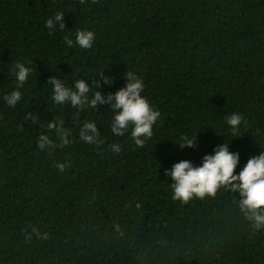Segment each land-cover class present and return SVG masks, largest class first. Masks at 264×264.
Instances as JSON below:
<instances>
[{
  "label": "trees",
  "instance_id": "1",
  "mask_svg": "<svg viewBox=\"0 0 264 264\" xmlns=\"http://www.w3.org/2000/svg\"><path fill=\"white\" fill-rule=\"evenodd\" d=\"M56 12L65 28L53 19L50 32ZM78 30L94 31L91 49L75 44ZM18 62L33 71L10 107ZM127 71L161 113L143 147L131 125L112 134L109 104L81 111L51 99L50 77L73 89L83 79L107 96ZM233 113L248 120L236 137ZM60 119L72 143L39 149L41 134L59 144L47 125ZM86 121L104 143L80 139ZM193 135L197 146L182 149ZM224 142L240 154L237 174L264 150V0H0V264H264V227L245 218L239 192L173 199L165 170L199 166Z\"/></svg>",
  "mask_w": 264,
  "mask_h": 264
},
{
  "label": "clouds",
  "instance_id": "2",
  "mask_svg": "<svg viewBox=\"0 0 264 264\" xmlns=\"http://www.w3.org/2000/svg\"><path fill=\"white\" fill-rule=\"evenodd\" d=\"M96 0H92L95 3ZM85 3V0H80ZM53 19L59 22V28L63 30V13L56 12L54 18L46 21V26L51 32L53 29ZM65 42L72 47L73 40L65 36ZM96 41V35L92 30H78L75 33V44L82 49H91ZM15 78L17 82L16 90L4 96V100L10 107H15L21 100L22 94L20 88L28 81L33 69L26 67L24 63H16ZM102 77L103 83L111 86L113 78L105 75L102 70L97 73ZM127 81L126 85L117 91L109 92L107 96L101 91L92 92L89 84L78 79L75 82V88L67 86L64 82L55 76L48 79L51 88V99L56 104H67L80 108L85 107L95 109L98 105L109 104L114 116L111 121L110 129L114 136H124L131 125V138L137 147H143L147 139L152 138L153 128L160 119V111L153 106L146 95L144 79L136 72L127 71L124 73ZM95 83V89L100 88V81ZM91 92V98L89 93ZM119 110V111H117ZM33 123H36L38 117L31 115ZM227 124L236 137L240 131L241 125H248V120L239 113H233L227 118ZM49 130H55L59 138V144H56L46 134H41L38 139L37 147L41 150L45 148L55 149L56 147L66 146L72 141L68 138L69 130L64 127V121L53 120L48 123ZM80 139L85 143L100 145L104 141L100 138V133L95 122L86 121L80 129ZM183 148H194L197 146L195 135L192 138L183 136L179 145ZM111 151L119 153L121 146L117 143L111 145ZM240 154L229 149V143H222L215 146L212 154H205L199 166H195L190 160H181L174 163L171 169H166L165 174L171 176L174 183L173 199H179L187 203L194 196L204 198L205 196L214 197L217 190L221 187L229 188L234 192H239L241 200L239 207L245 218L253 221L254 229L264 227V150L259 155H252L247 160L245 166L236 173L239 165ZM55 167L61 173L71 167V161L57 162ZM119 225H116L119 230ZM33 232L42 240L48 238L47 233H40L39 229L33 228Z\"/></svg>",
  "mask_w": 264,
  "mask_h": 264
}]
</instances>
